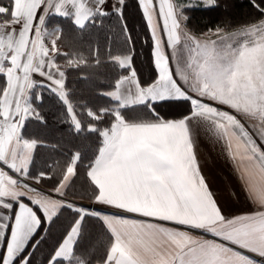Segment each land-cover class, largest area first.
I'll return each instance as SVG.
<instances>
[{
	"label": "crops",
	"instance_id": "0c3cea01",
	"mask_svg": "<svg viewBox=\"0 0 264 264\" xmlns=\"http://www.w3.org/2000/svg\"><path fill=\"white\" fill-rule=\"evenodd\" d=\"M123 1L108 0L112 5L110 10L102 6L105 0H14L11 16L16 19L0 20V204H11L23 197L27 208L32 201H37L42 208L37 215H45L47 223L64 205L85 213L82 208L85 199L65 195L74 178L79 154H74L58 186H44L40 176L29 175L38 141L24 137L22 128L26 120L38 116L32 95L37 87H46L55 92L68 104L74 124L78 123L67 101L65 74L54 61L60 28H48V17L71 16L75 24L82 27L95 13L120 11ZM140 1L154 38V61L159 75L154 84L142 85L133 68L132 57L116 58L122 67L130 69L129 74L118 81L116 88L107 93L119 103V107L142 105L141 101L162 94L165 85L171 94H175L169 69L175 73L172 52L175 53L182 41V25L174 23L176 14L172 0ZM166 52L169 56L167 60ZM36 100H40V95ZM119 107L114 111L116 121L110 129L102 132L103 144L88 169V177L98 190L95 199L89 201L95 205L92 209L102 210V213H90L100 218L113 237L107 256L118 255L121 264H140L141 261L143 264H157L160 257L150 250L157 246L151 242L152 236L143 234L151 233L162 242L159 250L164 253L167 264H181V258L186 264L189 256L185 253L190 248L213 241V236L207 234L208 229L219 230V224L223 223L219 220L209 222L216 215V204L226 220L252 213L253 206L241 187L237 169L248 181L250 191L255 188L258 192L264 190V181L260 179L264 177V161L241 164L237 145L247 144L245 139H239L241 134L225 119L195 109L193 118L187 121L189 139L183 145L184 159L176 163L168 160L164 165L169 172L180 174L181 183H172L162 179L159 170L140 168L136 162L138 153L152 152L157 158L162 155L156 147L160 140L153 128L160 121H128L121 115ZM216 121L225 123V128L218 129ZM226 143L233 145L232 159L227 153ZM3 165H7V168ZM6 211V208L0 209V213ZM137 212L169 216L185 221L188 226L151 219ZM25 215L35 230L34 216ZM149 223L159 225L163 231L156 227L149 229ZM196 225L204 227H194ZM124 229L129 230L128 234ZM23 231L27 232L28 229ZM80 231L81 227L78 228L79 234ZM2 233L3 228H0V244L4 245L6 238ZM66 236L67 243L60 244L55 251L60 259H69L73 254L76 233L69 235L68 232ZM185 236L193 243H185ZM19 240L27 244L30 237H25L21 232ZM218 243L207 246L216 248ZM5 247L8 245L5 244ZM12 254L19 253L6 252V259H11ZM234 260L239 264L238 258ZM74 264L84 263L80 261ZM215 264H224L223 253L215 257Z\"/></svg>",
	"mask_w": 264,
	"mask_h": 264
},
{
	"label": "trees",
	"instance_id": "16d2710c",
	"mask_svg": "<svg viewBox=\"0 0 264 264\" xmlns=\"http://www.w3.org/2000/svg\"><path fill=\"white\" fill-rule=\"evenodd\" d=\"M0 2L8 5V0ZM218 2L217 8H185L189 17L187 27L198 34L221 27L233 29L257 21L259 13L250 0ZM122 7L123 16L119 11L95 13L82 27L77 26L71 16L51 15L46 21L48 28H60L54 61L65 74L67 101L80 130H75L68 104L50 89L37 87L32 95L38 116L26 120L22 133L24 137L38 141L29 175L40 176L44 186H58L74 154H79L74 178L65 191L68 197L94 200L98 193L88 177V169L103 144L102 132L110 129L116 121L114 111L120 106L107 93L130 72L116 58L132 57L133 68L142 85H152L158 77L154 67L155 42L141 1L139 8L136 0H124ZM10 18L7 9L5 15L0 16V20ZM37 95H40L38 101ZM119 111L128 121L156 120L144 104L119 107ZM186 111L187 106L161 109L164 118L181 117ZM78 214L85 213L64 205L49 223H43L35 239L29 241L38 242L30 250L32 259L29 264H47V258L66 237ZM112 241V235L100 218L88 213L72 257L61 259V264L104 262Z\"/></svg>",
	"mask_w": 264,
	"mask_h": 264
},
{
	"label": "snow or ice",
	"instance_id": "6c2138e0",
	"mask_svg": "<svg viewBox=\"0 0 264 264\" xmlns=\"http://www.w3.org/2000/svg\"><path fill=\"white\" fill-rule=\"evenodd\" d=\"M250 2L252 7L259 13L257 21H254L253 25L256 23L261 25L259 28L254 26L250 28L251 34L255 37V46L241 55L239 61H237L238 72L227 82L226 88L223 83H219L215 90L209 93L212 97L210 101H206L203 95L199 97V103L210 108L213 116L226 118L228 125L232 126L234 130L238 129L239 133H242L239 139L247 138L246 145H237V148L240 149L239 157L241 164H252L256 160L264 161V0H250ZM13 3L14 0H8V5L6 6L0 2V16L5 15L7 9V15L16 19V17L11 16ZM136 3L139 8L140 0H136ZM102 6H107L110 10L112 9V5L108 3V0H105ZM177 6L179 14L183 19V25L187 27L189 17L184 12L185 8H217L219 7V2L218 0H195V2L193 0H181ZM119 15L123 16V7L120 9ZM174 23L178 25L180 23L179 18L175 19ZM216 32L219 34L220 29L217 28ZM152 46L150 45V47ZM165 47L167 48L168 45L165 44ZM165 55L166 60L169 59L167 52ZM154 67H156L155 63ZM218 68V65L202 66L201 71L206 72L214 80H221L223 72L217 71ZM169 76L172 79L175 94H171V90L165 85L162 94L154 95L151 99L141 101L149 109L150 113L160 121L153 128L160 140V143L156 147L162 155L157 158L152 152L138 153L136 155V162L140 168L159 170L162 173V179L179 184L181 183L179 172H169L165 169L164 165L168 160L176 163L184 159L183 145L189 139L187 121L193 118L195 112L193 105L197 102V97L189 94V90L184 87L183 82L172 72L171 68L169 69ZM187 78L186 75L185 79ZM179 106H187V111L178 120L164 119V113L161 112V109ZM258 110L261 117L260 127L248 124L240 118L242 113L255 118ZM215 123L218 129H224L226 126L225 123H221L220 121H216ZM75 130L77 132L80 130L79 123L75 125ZM90 130L94 129L90 128ZM189 148H191L190 144ZM226 150L230 159H232L233 145L226 143ZM192 159L194 162V156ZM3 166L7 168V165ZM237 175L241 187L244 188L245 195L253 206L252 213L240 214L226 220L223 211L216 204V215L212 216L209 222L219 220L223 223L219 224V230L217 228L208 229L207 234L213 236V241L197 245L185 253V255L189 256L186 264H215V257L222 253L224 254V264H236L234 258H238L239 264H264V190L257 192L253 188L250 191L248 181L240 174L239 169H237ZM260 179L264 181V177ZM254 192H257V194L254 195ZM38 203L37 201H32L31 205L26 208L24 198L21 197L11 204H0V209H7L6 212L0 213V228H3L2 234L6 238L5 244L8 245L6 248L5 245L0 244V264H29L31 261L30 250L33 248L34 243L38 242L35 240L34 243L28 242L25 244L19 240V235L23 232L25 237H30V241H33L38 234V230L42 228L47 218L45 215H37L42 212V208L38 206ZM83 207L85 214H78L73 228L69 230V235L73 232L76 233V241L73 243V248L79 240L78 228L82 227L87 214L90 212L102 213L101 209H91L88 206ZM127 211L136 210L127 209ZM25 213L34 216L36 223L35 230L32 229V222L26 218ZM137 214L155 220L188 226L183 220L173 219L165 215L149 212H137ZM147 227L149 229L156 227L163 231L159 225L154 226L149 223ZM194 227L203 228L204 225H196ZM24 229H28V231L24 232ZM123 231L126 234L129 232L128 229H124ZM143 234L152 236L151 242L157 246L150 249L155 255L160 257L157 264H167L164 253L159 250V245L162 242L151 233ZM67 240L68 236L60 241L58 247L60 244L67 243ZM9 241H12V243L9 244ZM214 242H219L216 248L207 246ZM185 243H193V241L188 240L185 236ZM180 247L182 248L183 245H180ZM10 251L13 253L18 251L19 254H12L11 259H6V252ZM229 253L231 255H228ZM105 262L106 264H121L119 256L115 254L112 257L106 255ZM47 264H61V259L55 251L47 258ZM140 264H143V262L141 261ZM181 264H185L182 258Z\"/></svg>",
	"mask_w": 264,
	"mask_h": 264
},
{
	"label": "rangeland",
	"instance_id": "374dc122",
	"mask_svg": "<svg viewBox=\"0 0 264 264\" xmlns=\"http://www.w3.org/2000/svg\"><path fill=\"white\" fill-rule=\"evenodd\" d=\"M172 2L176 19L179 18L180 25H182L180 29L182 41L175 53L172 52L175 74L189 90V94L197 97V102L193 105L195 109L211 113L210 108L199 103L200 95H203L206 101H210L212 97L209 93L214 91L219 83L227 87V82L238 72L237 61L241 55L255 46V37L251 34L250 28L253 26L259 28L261 25L259 23L253 25V22H250L233 29L221 27L219 34L216 32L217 28L197 34L183 25V19L177 6L181 0H172ZM208 65L219 66L217 71L223 72L221 80H214L206 72L201 71L202 66L207 67ZM186 75L187 79H185ZM221 118L226 120L224 117ZM240 118L248 124L261 126L259 110L255 118L243 113ZM244 139L247 142V138ZM83 204L92 209L94 203L86 200Z\"/></svg>",
	"mask_w": 264,
	"mask_h": 264
},
{
	"label": "built area",
	"instance_id": "2783aa9c",
	"mask_svg": "<svg viewBox=\"0 0 264 264\" xmlns=\"http://www.w3.org/2000/svg\"><path fill=\"white\" fill-rule=\"evenodd\" d=\"M94 206H95V205H94V204H92V208H94Z\"/></svg>",
	"mask_w": 264,
	"mask_h": 264
}]
</instances>
